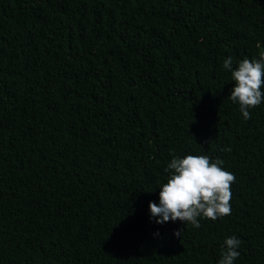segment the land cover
Instances as JSON below:
<instances>
[{
	"label": "trees",
	"instance_id": "1",
	"mask_svg": "<svg viewBox=\"0 0 264 264\" xmlns=\"http://www.w3.org/2000/svg\"><path fill=\"white\" fill-rule=\"evenodd\" d=\"M260 52L264 0H0V264H218L233 235L264 264V102L223 68ZM173 154L224 161L231 215L150 219Z\"/></svg>",
	"mask_w": 264,
	"mask_h": 264
},
{
	"label": "clouds",
	"instance_id": "2",
	"mask_svg": "<svg viewBox=\"0 0 264 264\" xmlns=\"http://www.w3.org/2000/svg\"><path fill=\"white\" fill-rule=\"evenodd\" d=\"M232 64V57L223 62V68L231 72L234 81L228 99L239 105V111L248 120L250 109L264 102V52L259 53L258 59L244 58L235 70ZM223 151L230 152L231 148ZM223 164L222 159L213 160L207 155L173 154L164 169L168 175L167 182L159 187V204L149 203L150 219L157 224L181 221L199 228L201 218L215 221L231 215V186L235 175L225 170ZM174 235L181 237L182 230ZM241 244L234 235L226 238L218 264H234L240 256Z\"/></svg>",
	"mask_w": 264,
	"mask_h": 264
}]
</instances>
